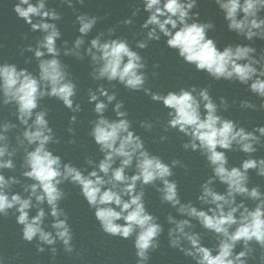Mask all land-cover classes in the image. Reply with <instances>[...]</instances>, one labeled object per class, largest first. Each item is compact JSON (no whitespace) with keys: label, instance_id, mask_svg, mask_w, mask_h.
<instances>
[{"label":"clouds","instance_id":"1","mask_svg":"<svg viewBox=\"0 0 264 264\" xmlns=\"http://www.w3.org/2000/svg\"><path fill=\"white\" fill-rule=\"evenodd\" d=\"M214 2L223 13L227 29L248 43L219 47L216 39L209 36L215 24L201 22L200 12L194 11L200 0H142L143 10L148 13L142 28L147 32L144 39L136 42V48L146 49L150 41H160L163 37L167 47L198 72H205L217 81L239 82L264 99V52L258 53L254 46L257 39L264 40V16L261 15L264 0ZM62 3L75 11V3L83 5L85 0H62ZM48 4L49 0H18L14 5L15 13L30 25L31 31L43 34L35 47L29 45L26 49L34 53L38 61V75L14 63H0V106L14 104L16 117L24 126L22 135L16 137L18 147L11 148L8 133L17 124L0 121V216H7L9 210L15 209L23 240L38 239L40 252L45 251L43 245H48L55 254L58 240L66 252H73L72 229L66 212L60 207L66 197L60 186L68 181L80 187L105 233L123 239L135 235L137 264H148L150 251L160 247L159 237L164 231L159 218L146 207L144 186L152 185L160 193L162 202L184 217L167 216V223L171 225L167 233L170 247L191 257L195 264H249V259L255 258L253 242L264 249V191L259 185L249 187L250 170L264 177V157L253 156L259 147H264V125L248 130L237 121L220 115V107L227 110L228 102L221 97L218 105L207 87L193 85L166 94L152 91L146 87L145 58L126 38L105 39V33L100 32L83 49L85 37L101 17L81 13L76 15L75 21L80 35L71 47L67 40L63 42V55L80 60L90 57L93 80L117 81L129 90L143 91L152 101L162 103L169 110L165 131L176 129L188 137L183 144L184 150L199 151L206 158L212 175L200 186L197 199L202 206L192 201L182 202L178 183L170 178L174 176L175 167L187 166L179 159L169 164L151 153L142 136L133 129L124 102L117 100V93H110L103 84L88 91V102L94 104L97 114V119L91 122L90 135L103 158L98 163L87 160L91 171L64 162L49 148V144L60 141L47 119L48 111L40 108V101L45 97L56 98L73 113L80 112L81 105L75 102L77 84L60 59L61 48L57 45L62 33L56 21H60L62 15ZM139 12L137 7L132 16L121 23L132 25L133 17ZM115 31V28L108 29V36ZM113 102L116 119L105 115ZM239 105L253 111L258 108L248 99L241 100ZM259 107L264 108V104ZM76 121L77 116L72 115L70 122L75 124ZM140 126L151 130L154 124L145 120ZM68 131L74 133L75 129L69 127ZM159 139L163 142L168 137L162 135ZM20 148L24 150L22 176L32 181L23 184L26 195L11 192L12 186L21 184V180L4 174L5 169L16 168L14 157ZM234 148L247 154L239 166H229L227 153ZM132 168L134 172L129 175L128 170ZM217 181L226 186L225 191L216 189ZM237 197L255 201L256 206L250 208L245 199L238 202ZM45 204L50 211L43 207ZM33 208L36 214L30 215ZM49 215L52 230L45 226ZM193 221L216 235L215 248L202 243L203 235L194 230ZM241 243L243 250L237 252V245ZM260 262L264 264V255L260 256ZM0 264H4L2 256Z\"/></svg>","mask_w":264,"mask_h":264},{"label":"water","instance_id":"2","mask_svg":"<svg viewBox=\"0 0 264 264\" xmlns=\"http://www.w3.org/2000/svg\"><path fill=\"white\" fill-rule=\"evenodd\" d=\"M18 0H0V63H14L19 68H27L29 71L38 75V61L34 53L26 49L29 45L35 47L38 39L42 38L41 32H32L30 25L26 24L14 11V5ZM49 7H54L61 13L62 19L56 21L61 30L62 37L57 45L61 48L60 59L68 66L71 78L77 84V95L74 98L76 103L81 105V111L73 113L66 108L61 101L56 98L45 97L40 101V108L48 111L47 119L53 128L59 143L49 144L50 150L60 155L64 162H71L82 170L91 171V166L87 164L88 159H93L97 163L103 158L99 151V146L95 144L90 135L92 121L97 119L94 112V104L88 102L89 89L95 90L103 84L109 92L117 93V100L124 102V110L128 112V119L132 122L133 129L141 135L145 142V147L153 154L171 163L173 159L181 160L183 165L173 169L174 176L170 179L176 180L182 202L192 201L198 207L200 202L197 197L200 194V186L209 176L212 175L211 168L206 158L199 151L184 150L183 144L188 137L178 132L176 129H168L167 125L168 109L162 103L151 100L149 95L143 91H132L119 84L117 81L108 82L107 80L96 81L91 77L92 63L90 57L85 56L80 60L74 56H64V41H68L71 47L75 38L80 35L76 15L87 13L101 17L94 29L85 37L86 49L90 40L104 32L105 39L126 38L132 48L138 51L146 62V87L154 92L166 94L168 91H179L180 88L207 87L216 103L220 104V98L224 97L229 107L227 110L220 107L219 114L237 121L240 126L248 130L254 129L258 125H264V108L259 105L264 104V99L253 94L249 88L236 81L214 80L205 72H198L193 65L186 64L176 53L175 50L167 47L165 38L160 41H150L146 49L136 48V42L144 39L146 29L142 28L148 13L143 10L142 0H85L83 5L75 3V11L62 0H49ZM140 12L133 17L132 25H124L123 20L132 16L136 8ZM194 11L200 12L201 22L211 21L215 24L214 30L209 31V36L216 39L218 46L223 48L232 43H248L244 38L227 29V22L224 20L223 13L215 4L214 0H200L199 7ZM115 28V33L109 37L108 29ZM258 53L264 52V40L257 39L254 44ZM82 49V50H83ZM158 65V67H156ZM155 73V75H154ZM248 99L255 103L258 108L242 109L239 105L241 100ZM235 101V103H233ZM115 102L110 104L105 115L110 119H116L113 111ZM39 110V109H38ZM76 115L75 124L70 122L71 116ZM7 120L17 124L15 129L9 133V144L11 148H17L16 137L21 136L24 126L20 125L16 117V106L14 104L0 106V121ZM150 121L154 124L151 130L140 126L141 121ZM69 127L75 129L74 133L68 131ZM166 135L168 139L161 142L160 136ZM75 140V143L72 141ZM229 166H239L247 154L238 149L229 151ZM257 159L264 157V147L253 154ZM24 150L20 148L14 157L16 168L14 170H4L6 176H16L21 180V184L13 185L11 192L23 193V184L32 183L31 180L22 176ZM134 168L128 170L131 175ZM249 187L259 185L264 191V177H259L255 170L249 171ZM159 184V182H157ZM66 193L64 200L60 202V207L66 212L68 222L73 233L72 244L74 251L68 253L64 250L62 242L57 241L56 253L51 251L52 246L43 245L44 252L38 250V239L27 242L22 238V226L16 222L15 209L9 210L7 216H0V256L4 258V264H137L138 257L134 247L135 235L129 239L118 236H111L105 233L99 221L95 218L94 209L90 208L87 201L81 194L80 187L71 182H64L60 186ZM218 191H225V185L218 181L215 184ZM139 190V186H138ZM145 203L148 210L157 216L158 222L163 225L164 231L159 237L160 247L150 251V261L148 264H195L191 257H187L179 249H173L169 245L168 229L171 227L167 223L169 214L180 217L171 205L162 202L160 193L152 185L144 186ZM242 197H237L239 202ZM248 207L254 208L255 201L245 199ZM46 211H50L48 206L43 205ZM36 209L30 211V215H35ZM52 217L49 215L45 220L47 230H52L50 225ZM123 223V221H119ZM195 231L202 233V243L210 248H215L218 243L216 235L203 229L197 221ZM255 249L254 259H249V264H261L260 256L264 255V249L253 242ZM243 250V245L238 244L236 251Z\"/></svg>","mask_w":264,"mask_h":264}]
</instances>
